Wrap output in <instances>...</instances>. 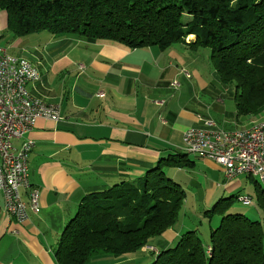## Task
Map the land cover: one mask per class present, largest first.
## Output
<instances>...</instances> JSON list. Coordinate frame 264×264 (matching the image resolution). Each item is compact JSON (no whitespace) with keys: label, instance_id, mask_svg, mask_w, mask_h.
<instances>
[{"label":"crops","instance_id":"obj_1","mask_svg":"<svg viewBox=\"0 0 264 264\" xmlns=\"http://www.w3.org/2000/svg\"><path fill=\"white\" fill-rule=\"evenodd\" d=\"M4 31L7 13L0 11V38ZM8 39L9 45L0 47L39 70L40 79L29 82L27 89L47 103L60 104L61 119L39 118L31 131L14 140L16 149L34 143L28 159L30 186L23 198L28 200L29 191L37 189L40 210L29 221L18 223L6 214L0 191V264H56L53 250L83 197L142 176L161 159L180 152L185 131L204 126L200 116L226 131L264 119V112L237 114L234 89L219 81L208 49L194 51L184 44L166 50L130 49L113 41L91 43L48 32L9 34ZM181 68L190 72V79L179 73ZM175 77L177 87L172 85ZM190 157L191 162L176 157L166 166L167 175L187 196L177 225L150 241L155 254L174 246L182 233L194 228L202 216L199 205L209 209L232 195L252 196L251 209L237 208L238 212L264 226L256 202L262 187L256 177L243 174L227 180L217 162ZM189 201L195 202L193 208ZM140 255L99 256L89 264H141Z\"/></svg>","mask_w":264,"mask_h":264},{"label":"trees","instance_id":"obj_2","mask_svg":"<svg viewBox=\"0 0 264 264\" xmlns=\"http://www.w3.org/2000/svg\"><path fill=\"white\" fill-rule=\"evenodd\" d=\"M0 11L7 13V31L14 37L48 32L130 49H208L219 81L234 89L237 114L264 112V0H0ZM188 154L197 157L182 149L142 176L86 194L53 250L56 264L153 252L150 241L177 225L187 196L163 168L176 157L191 162ZM240 194L203 212L210 222L220 219L209 228V246L195 226L150 264H264L262 222L231 210ZM256 202L264 214L263 188Z\"/></svg>","mask_w":264,"mask_h":264},{"label":"built area","instance_id":"obj_3","mask_svg":"<svg viewBox=\"0 0 264 264\" xmlns=\"http://www.w3.org/2000/svg\"><path fill=\"white\" fill-rule=\"evenodd\" d=\"M186 77L190 73L180 69ZM40 79L39 70L28 60H14L6 49L0 47V191L4 197V210L18 223L31 219L40 210L39 192L32 189L28 200L24 190L30 186L29 155L33 142H25L20 149L14 140L31 131L39 118L53 121L61 119V106L47 103L32 95L27 89L29 82ZM174 87L179 81L174 78ZM204 126H194L184 133L183 150L194 151L199 158L220 164L227 180L242 175V171H259L264 177V159L257 158V151H264V126L248 132L247 129L224 131L215 127L211 119L200 116ZM245 206L253 204L246 194L239 201Z\"/></svg>","mask_w":264,"mask_h":264},{"label":"rangeland","instance_id":"obj_4","mask_svg":"<svg viewBox=\"0 0 264 264\" xmlns=\"http://www.w3.org/2000/svg\"><path fill=\"white\" fill-rule=\"evenodd\" d=\"M47 33V32H46ZM3 34H4V36H6V37H4V36H2L1 38H0V46H8L9 45V34L11 35V36H13L11 33H9L8 31H4L3 32ZM208 51H210V50H208ZM202 65H207V63L206 62H202ZM213 65V64H212ZM258 119H260V118H258ZM188 156H189V154H188ZM190 157V156H189ZM191 158V157H190ZM168 167H165V171H166V173H169V170L167 169ZM134 177V176H133ZM138 176H136V177H134L133 179H135V178H137ZM131 178V177H130ZM132 179V178H131ZM227 198H229V197H227ZM214 204V203H213ZM211 205L210 207H209V209H211L214 205ZM195 205V202L194 201H189V206H192V208H193V206ZM253 205V204H252ZM232 207L233 208H231V210L233 209V211H241V210H238V209H243V208H245V209H247V210H250L251 209V205L250 206H242L241 205V203L239 202V201H236V200H233V204H232ZM243 207V208H242ZM191 208V209H192ZM238 208V209H237ZM198 210H200V212L202 213V216H201V219L200 220H198V222H196V224H195V226H198V232H199V236L201 237V239H202V241L205 243V245H206V241H205V236H206V232H207V229H209V228H216L217 226H218V223H219V221H220V219H219V217H215L214 219H213V221H211L210 222V220L208 219V218H205V217H203V212L205 211V210H208L207 209V207H205L204 206V204L202 203L201 205H199L198 206ZM246 212V211H245ZM201 224H203V225H201ZM195 226H194V228H195ZM264 227V226H263ZM209 231V230H208ZM155 253L154 252H150L149 254H142L141 253V257H142V263L141 264H150L152 261H153V259H154V257H155V255H154Z\"/></svg>","mask_w":264,"mask_h":264},{"label":"bare ground","instance_id":"obj_5","mask_svg":"<svg viewBox=\"0 0 264 264\" xmlns=\"http://www.w3.org/2000/svg\"><path fill=\"white\" fill-rule=\"evenodd\" d=\"M14 60H23V58L14 57ZM262 126H264V119H258V120L253 121L252 124L248 128H244V129H247L248 132H255V130H257L258 128ZM184 151L197 156V154H195L194 151H191V150H184ZM257 158L264 159V151H257ZM243 174H248V175L256 177L259 181V184L264 189V177L261 175L259 171L245 170V171H242V175ZM245 197H246V194H240L237 200L238 201L243 200Z\"/></svg>","mask_w":264,"mask_h":264}]
</instances>
